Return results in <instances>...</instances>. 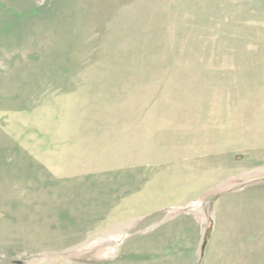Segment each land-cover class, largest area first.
I'll use <instances>...</instances> for the list:
<instances>
[{"label": "rangeland", "instance_id": "obj_1", "mask_svg": "<svg viewBox=\"0 0 264 264\" xmlns=\"http://www.w3.org/2000/svg\"><path fill=\"white\" fill-rule=\"evenodd\" d=\"M0 264H264V0H0Z\"/></svg>", "mask_w": 264, "mask_h": 264}, {"label": "water", "instance_id": "obj_2", "mask_svg": "<svg viewBox=\"0 0 264 264\" xmlns=\"http://www.w3.org/2000/svg\"><path fill=\"white\" fill-rule=\"evenodd\" d=\"M211 234H212V228L209 230L206 238H205V241H204V244H203V247H202V251L204 252L205 249H206V246L208 244V241H209V238L211 237Z\"/></svg>", "mask_w": 264, "mask_h": 264}]
</instances>
